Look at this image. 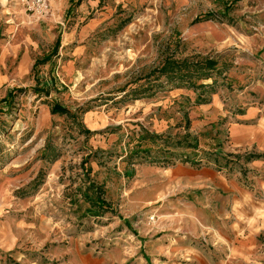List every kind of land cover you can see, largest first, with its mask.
Returning <instances> with one entry per match:
<instances>
[{
	"label": "rangeland",
	"instance_id": "rangeland-1",
	"mask_svg": "<svg viewBox=\"0 0 264 264\" xmlns=\"http://www.w3.org/2000/svg\"><path fill=\"white\" fill-rule=\"evenodd\" d=\"M12 11L41 25L45 62L0 100V264L72 239L117 246L131 223L158 219L134 208L153 167L243 161L226 126L264 99V0H70L45 22L0 0ZM192 205L172 215L195 220Z\"/></svg>",
	"mask_w": 264,
	"mask_h": 264
},
{
	"label": "crops",
	"instance_id": "crops-1",
	"mask_svg": "<svg viewBox=\"0 0 264 264\" xmlns=\"http://www.w3.org/2000/svg\"><path fill=\"white\" fill-rule=\"evenodd\" d=\"M69 3L54 0L56 14H65ZM38 25L32 26L22 13L0 14V93L5 91L0 100L16 87H24L21 82L33 74L41 40L40 36L39 42L34 39L37 34L32 29L42 32ZM255 103L239 107L235 119L229 116L227 121V143L243 155L240 165L228 163L221 169L190 163L153 167L149 197L137 200L140 204L134 208L155 211L157 220L143 217L131 223L135 232L124 230L112 248L89 249L72 239L44 248L40 259L32 263L264 264L263 97ZM2 104H8L7 100L0 101ZM182 202L193 204L199 225L191 216L174 218L172 213H182ZM185 221L192 223L190 235L175 229Z\"/></svg>",
	"mask_w": 264,
	"mask_h": 264
},
{
	"label": "built area",
	"instance_id": "built-area-1",
	"mask_svg": "<svg viewBox=\"0 0 264 264\" xmlns=\"http://www.w3.org/2000/svg\"><path fill=\"white\" fill-rule=\"evenodd\" d=\"M19 4L26 13L34 16L37 21H48L56 14L52 0H19Z\"/></svg>",
	"mask_w": 264,
	"mask_h": 264
},
{
	"label": "trees",
	"instance_id": "trees-1",
	"mask_svg": "<svg viewBox=\"0 0 264 264\" xmlns=\"http://www.w3.org/2000/svg\"><path fill=\"white\" fill-rule=\"evenodd\" d=\"M57 46H58V44H57ZM49 58V57H48ZM49 60V59H48ZM45 61H37L36 63H35V67L37 66V65H39V63H44ZM213 65H215V62L214 61H212V60H210V61H206V66L207 67H209V68H213ZM56 112H61V113H64V114H66V113H68V110L66 109V108H64V107H61V106H59V105H56V107H54V109H53V113H56Z\"/></svg>",
	"mask_w": 264,
	"mask_h": 264
}]
</instances>
